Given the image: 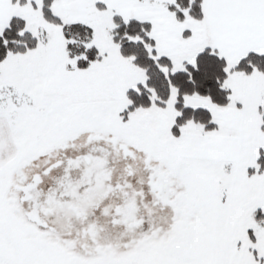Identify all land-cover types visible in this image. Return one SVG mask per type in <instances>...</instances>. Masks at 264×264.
Instances as JSON below:
<instances>
[{
    "label": "snow or ice",
    "instance_id": "1",
    "mask_svg": "<svg viewBox=\"0 0 264 264\" xmlns=\"http://www.w3.org/2000/svg\"><path fill=\"white\" fill-rule=\"evenodd\" d=\"M0 264H264V0H0Z\"/></svg>",
    "mask_w": 264,
    "mask_h": 264
}]
</instances>
